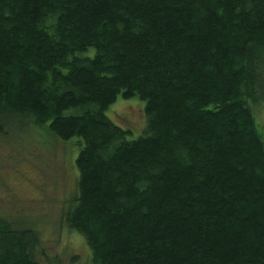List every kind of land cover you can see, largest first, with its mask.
Returning a JSON list of instances; mask_svg holds the SVG:
<instances>
[{
    "label": "trees",
    "instance_id": "trees-1",
    "mask_svg": "<svg viewBox=\"0 0 264 264\" xmlns=\"http://www.w3.org/2000/svg\"><path fill=\"white\" fill-rule=\"evenodd\" d=\"M118 96L144 102L134 140ZM260 108L264 0H0V135L82 140L61 220L93 264H264ZM42 258L0 217V264Z\"/></svg>",
    "mask_w": 264,
    "mask_h": 264
},
{
    "label": "rangeland",
    "instance_id": "rangeland-1",
    "mask_svg": "<svg viewBox=\"0 0 264 264\" xmlns=\"http://www.w3.org/2000/svg\"><path fill=\"white\" fill-rule=\"evenodd\" d=\"M90 49L88 54L93 55ZM257 129L264 137V108L254 110ZM105 115L130 130L129 140L142 135L146 125L144 102L117 97ZM0 135V217L39 234L41 247L52 264H93L84 238L62 223L65 204L78 179L76 158L82 140H53L38 128L12 127ZM90 259V261H89ZM42 264H51L45 258Z\"/></svg>",
    "mask_w": 264,
    "mask_h": 264
}]
</instances>
